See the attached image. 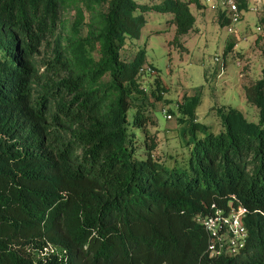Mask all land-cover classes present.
<instances>
[{"label": "trees", "instance_id": "1", "mask_svg": "<svg viewBox=\"0 0 264 264\" xmlns=\"http://www.w3.org/2000/svg\"><path fill=\"white\" fill-rule=\"evenodd\" d=\"M191 4L204 7L0 0V264H264V48L261 76L243 86L257 121L220 106L215 132L196 118L200 95H184L176 109L186 156L169 154L171 164L153 153L145 49L121 54L151 10L168 15L180 44L194 25ZM163 89L155 80L150 92L160 99ZM232 196L248 209L246 246L210 256L195 218Z\"/></svg>", "mask_w": 264, "mask_h": 264}, {"label": "rangeland", "instance_id": "2", "mask_svg": "<svg viewBox=\"0 0 264 264\" xmlns=\"http://www.w3.org/2000/svg\"><path fill=\"white\" fill-rule=\"evenodd\" d=\"M135 1L154 4L160 0ZM200 2L203 8L190 5L194 25L180 37V44L173 42L174 27L166 25L168 15L151 10L144 13L146 24L140 36L127 38L121 49L123 56L131 58L135 51L144 48V66L155 68L153 73H144L139 81L147 92V108L154 118L148 127L156 141L153 153L156 158H165L168 164L172 161L169 154L183 151L186 156L176 109L184 95H200L196 118L211 125L215 132L219 129L217 108L220 106L237 108L249 120L258 119V109L247 101L243 86L261 76L264 29L258 25L259 11L251 7L261 8L264 0L247 1V8L240 10L241 18L234 25L235 34L228 32L227 25L221 26L216 21L218 9L213 3ZM63 18L71 22L73 11H66ZM228 46L230 49L224 56ZM155 80L164 88L160 99L150 92L155 88Z\"/></svg>", "mask_w": 264, "mask_h": 264}, {"label": "built area", "instance_id": "3", "mask_svg": "<svg viewBox=\"0 0 264 264\" xmlns=\"http://www.w3.org/2000/svg\"><path fill=\"white\" fill-rule=\"evenodd\" d=\"M216 7L225 9L230 18L229 33H237L234 25L240 19V10L236 0H205ZM256 11V6L251 7ZM260 28L257 26V30ZM151 72L150 67L140 70ZM169 117V116H168ZM211 211L207 214L196 216L206 233L207 250L210 256H234L239 254L246 246L248 231L245 225V217L248 209L235 197L232 196L226 207H217L211 204Z\"/></svg>", "mask_w": 264, "mask_h": 264}]
</instances>
